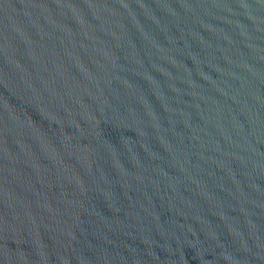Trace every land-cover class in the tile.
<instances>
[{"label": "water", "instance_id": "obj_1", "mask_svg": "<svg viewBox=\"0 0 264 264\" xmlns=\"http://www.w3.org/2000/svg\"><path fill=\"white\" fill-rule=\"evenodd\" d=\"M0 264H264V0H0Z\"/></svg>", "mask_w": 264, "mask_h": 264}]
</instances>
